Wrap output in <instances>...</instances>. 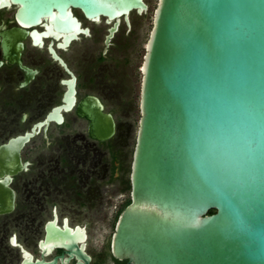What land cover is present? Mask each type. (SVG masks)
I'll return each mask as SVG.
<instances>
[{
    "label": "water",
    "instance_id": "water-1",
    "mask_svg": "<svg viewBox=\"0 0 264 264\" xmlns=\"http://www.w3.org/2000/svg\"><path fill=\"white\" fill-rule=\"evenodd\" d=\"M11 6L28 26L44 20L40 35L62 37L60 47L89 34L71 8L94 22L115 20L106 44L121 17L130 27L131 11L148 10L144 0H0V9ZM140 74L129 203L115 223L114 257L264 264V0H156ZM76 112L92 140L114 137L115 119L97 97Z\"/></svg>",
    "mask_w": 264,
    "mask_h": 264
},
{
    "label": "flooded vegetation",
    "instance_id": "flooded-vegetation-1",
    "mask_svg": "<svg viewBox=\"0 0 264 264\" xmlns=\"http://www.w3.org/2000/svg\"><path fill=\"white\" fill-rule=\"evenodd\" d=\"M144 2L147 12L131 11L130 27L121 17L108 44L115 20L94 22L71 8L89 34L64 47L62 37L40 35L44 20L28 26L16 17L17 6L0 9V264H128L111 251L120 214L109 234L103 212L111 200L103 195L107 184L120 180L110 194L130 191L122 176V124L107 101L122 111L132 108L123 98L132 91L130 67L150 10V0ZM73 78L76 101L69 108ZM89 95L115 119L108 141L92 140L89 122L77 115L76 105Z\"/></svg>",
    "mask_w": 264,
    "mask_h": 264
},
{
    "label": "rangeland",
    "instance_id": "rangeland-1",
    "mask_svg": "<svg viewBox=\"0 0 264 264\" xmlns=\"http://www.w3.org/2000/svg\"><path fill=\"white\" fill-rule=\"evenodd\" d=\"M156 6V0H150V10L145 17L144 26L142 27L141 39L139 42V49L135 61L131 63L130 67V79L132 84L131 93L127 94L123 100H130L132 108H129L125 111L119 110L116 108L109 100L107 101V110L116 111V120L122 124L121 126V137H119L121 150L123 152L122 159V176L125 180H129L130 172V163L132 158V152L135 144L136 130L138 126L139 118V89H140V66L142 63V57L144 55V46L148 37V33L151 27V17L153 13V8ZM120 180H117L113 184L106 185V192L103 193L105 198H111L108 202L106 200V205L103 206V212L109 215L110 225L107 226V229L110 232L113 231L114 223L120 212L126 205V202L129 200V190L123 192H117L115 195L110 194V191L115 190L119 185Z\"/></svg>",
    "mask_w": 264,
    "mask_h": 264
},
{
    "label": "trees",
    "instance_id": "trees-1",
    "mask_svg": "<svg viewBox=\"0 0 264 264\" xmlns=\"http://www.w3.org/2000/svg\"><path fill=\"white\" fill-rule=\"evenodd\" d=\"M129 203V200L126 202V204H128ZM214 211H210V213H213Z\"/></svg>",
    "mask_w": 264,
    "mask_h": 264
}]
</instances>
